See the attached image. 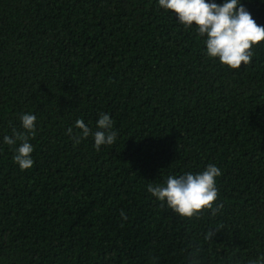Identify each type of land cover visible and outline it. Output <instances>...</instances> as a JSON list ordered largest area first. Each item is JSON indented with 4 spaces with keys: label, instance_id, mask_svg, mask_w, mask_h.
<instances>
[{
    "label": "trees",
    "instance_id": "1",
    "mask_svg": "<svg viewBox=\"0 0 264 264\" xmlns=\"http://www.w3.org/2000/svg\"><path fill=\"white\" fill-rule=\"evenodd\" d=\"M241 5L264 26V0ZM205 40L158 0H0V264L264 257V41L232 70ZM26 113L34 163L21 170L3 138ZM101 114L115 143H76V120L95 131ZM209 164L215 215L182 218L147 191Z\"/></svg>",
    "mask_w": 264,
    "mask_h": 264
},
{
    "label": "clouds",
    "instance_id": "2",
    "mask_svg": "<svg viewBox=\"0 0 264 264\" xmlns=\"http://www.w3.org/2000/svg\"><path fill=\"white\" fill-rule=\"evenodd\" d=\"M159 6L173 13L179 23L186 28L195 25L198 34L206 37V53L211 58L232 70L248 65L253 56L252 48L264 41V26H260L251 14L241 5V0H224L220 5L206 0H158ZM21 131H13L12 136H5L4 143L10 146L19 145L15 149L14 162L21 170L33 166L31 154L33 147L29 143L36 134V116L31 113L20 117ZM74 127L80 134L74 137L75 142L92 135L94 147L99 150L103 145H113L117 138L113 130V121L109 115L101 114L93 131L82 119L75 122ZM71 136L73 129L67 130ZM221 170L209 164L200 173L191 172L176 176H168L165 185L149 184L147 191L182 218H193L203 210H211L212 214L220 210L222 205L214 207L218 199L217 178ZM121 219L127 215L121 211ZM213 232L210 231V239ZM249 264H264V257L250 261Z\"/></svg>",
    "mask_w": 264,
    "mask_h": 264
}]
</instances>
